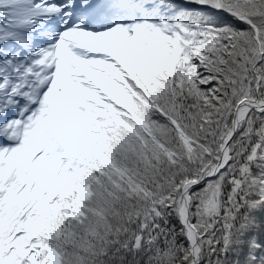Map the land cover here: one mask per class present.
Wrapping results in <instances>:
<instances>
[{
    "label": "snow or ice",
    "instance_id": "6c2138e0",
    "mask_svg": "<svg viewBox=\"0 0 264 264\" xmlns=\"http://www.w3.org/2000/svg\"><path fill=\"white\" fill-rule=\"evenodd\" d=\"M0 264H264V0H0Z\"/></svg>",
    "mask_w": 264,
    "mask_h": 264
}]
</instances>
